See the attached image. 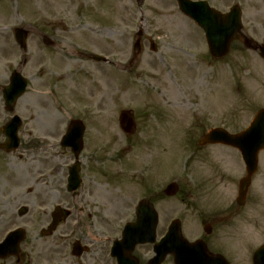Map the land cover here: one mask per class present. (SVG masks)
<instances>
[{
	"label": "rangeland",
	"instance_id": "obj_1",
	"mask_svg": "<svg viewBox=\"0 0 264 264\" xmlns=\"http://www.w3.org/2000/svg\"><path fill=\"white\" fill-rule=\"evenodd\" d=\"M243 24L249 35V26ZM15 29L28 32L26 51L14 45ZM141 31L143 52L138 58L135 44ZM201 36L175 0H145L143 5L137 0H0V68L12 64L30 85L16 108L29 124L26 140L32 141L29 131L44 122L50 126L44 134L54 143L72 119L85 118L89 128L80 157L79 192L92 199H85L91 204L83 203L82 208L106 212L114 227L134 222L138 203L149 200L163 226L168 216L185 218V235L190 237L189 231L198 229L195 212L225 206L223 200L212 201L204 210L211 196L201 189V177L192 174L196 169L203 172L202 166L191 167L189 161L209 130L241 132L264 109V62L243 44L233 45L223 61H214L203 54ZM150 40L157 53L149 50ZM96 54L108 57L112 65L96 63L90 57ZM58 90L63 111L55 103L61 96H56ZM125 110L132 112L137 124L138 132L130 136L123 135L118 122ZM206 152L221 158L220 164L232 171L224 184L210 186L209 192L233 200L245 176L238 153L209 146L199 154ZM73 158L64 149L63 158L58 163L51 158L49 165L63 166L67 181ZM260 160V175L251 191L257 219L250 214L245 218L240 240L244 246L251 243V248L264 244V156ZM173 182L181 194L167 199L163 192ZM192 186L197 202L186 196ZM34 189L36 196L43 194V187ZM249 211L250 205L244 212ZM244 260L252 264L251 258L250 263L246 256Z\"/></svg>",
	"mask_w": 264,
	"mask_h": 264
},
{
	"label": "flooded vegetation",
	"instance_id": "obj_2",
	"mask_svg": "<svg viewBox=\"0 0 264 264\" xmlns=\"http://www.w3.org/2000/svg\"><path fill=\"white\" fill-rule=\"evenodd\" d=\"M192 1H205L211 9L222 15L239 8L243 22L249 26V35L237 36L233 44L245 41L247 36L253 41L264 42V0ZM14 41L16 46L15 36ZM14 72L12 66L0 68V111L3 112H0V264H178L183 257L188 258L192 264H245V256L249 263L251 260L253 262L258 249L251 248V243L247 246L240 243L245 218L250 214L254 220L257 219L258 207L252 199L251 189L244 207L237 204V196L229 200L230 196H221L218 191L209 192L210 186L224 184L232 171L227 167L231 171L228 172L226 166L220 164L221 158L207 152L199 154L205 148L192 152L190 162L191 167L199 164L202 166L203 172L196 169L192 174L201 177V189L208 192V197L211 196L204 210L212 201L223 200L225 206L219 205L202 213L195 212L197 215L194 223L198 229L192 228L189 231L188 240L198 242L196 250L182 255L174 252L172 247L170 251L157 249V245L169 232L167 226L160 227L162 222L159 217L154 244L134 245L137 239L133 237L128 238L125 244L120 243L124 239L126 227H114L112 220L104 215L106 212L99 215L96 207L90 206L89 210L80 207L79 203L91 204L85 202V199L90 200L92 196L65 195L66 176L63 174V166H57L56 169V166L49 165V159L53 158L58 163L64 156V128L62 135L54 138V143H51L49 135L44 134L50 126L41 122V128L37 129L36 125L35 130H28L31 139L34 137L28 141L25 128L29 124H25L22 119L18 123L12 122L18 116L17 105L15 108L8 107L5 91ZM65 79L68 77L65 76L63 82ZM44 94L48 96V93ZM60 94L59 100L55 101L57 107L63 99V94L58 90L56 96ZM73 94L77 107V77L73 84ZM59 108L63 111V108ZM55 126L53 130L58 131L59 126ZM14 129L17 131V149H14L15 141L11 139ZM231 157L235 159L232 154ZM211 167L213 169L209 172ZM34 187H43V194L36 196ZM186 196L193 202L199 200L195 186L186 191ZM249 205L251 213L244 212ZM167 219L176 218L168 216Z\"/></svg>",
	"mask_w": 264,
	"mask_h": 264
},
{
	"label": "water",
	"instance_id": "obj_3",
	"mask_svg": "<svg viewBox=\"0 0 264 264\" xmlns=\"http://www.w3.org/2000/svg\"><path fill=\"white\" fill-rule=\"evenodd\" d=\"M143 1V0H139ZM179 7L183 14L190 16L196 21V23L204 28L208 34L209 43L211 47V52L213 57L221 59L227 55L232 37L235 34L241 32V20L239 12H235L228 16V20L225 22L224 18L215 15L211 10L208 9L204 4H194L188 2L187 0H178ZM234 19L232 24L231 19ZM230 20V21H229ZM232 31H229L231 30ZM25 33L18 31V41L20 44L24 45ZM261 57L264 59V46L259 48ZM27 86V82L19 74H15L12 81V91H14L13 101H15L19 96L23 95ZM132 121L130 114L128 112L121 113L120 124L125 132H130L132 127ZM79 122L73 123L70 126V131L66 136L65 145L73 149L76 159H79L83 147V127H80ZM202 144H223L226 146L233 147L237 151L241 152L243 160L249 177L253 176L257 170L258 156L261 151L264 150V111H261L250 128H248L244 133L240 135H230L227 130L216 129L211 130V132L206 136ZM79 163L77 166L71 170L70 178V190L78 189L80 186L79 180ZM249 178L241 181V198H244L249 187ZM177 193V187L172 185L167 190V196H175ZM137 223L135 225H130L128 228H145L146 232L141 233L140 236L142 243L152 242L154 229L157 225V215L152 205L147 202L140 203L137 207ZM172 236H177L178 241V252L191 251L189 244L186 240L181 237L179 224H174L172 226ZM170 237V235H169ZM168 237V238H169ZM162 246L170 245V240L167 239L161 244ZM256 264H264V248L260 250L255 259ZM190 264V263H188Z\"/></svg>",
	"mask_w": 264,
	"mask_h": 264
}]
</instances>
